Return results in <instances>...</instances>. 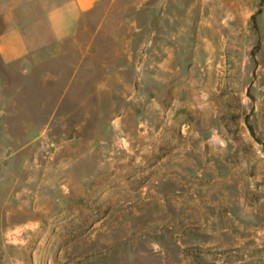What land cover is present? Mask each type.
Instances as JSON below:
<instances>
[{"label":"rangeland","instance_id":"obj_1","mask_svg":"<svg viewBox=\"0 0 264 264\" xmlns=\"http://www.w3.org/2000/svg\"><path fill=\"white\" fill-rule=\"evenodd\" d=\"M87 28L83 60L0 57V264H264V0Z\"/></svg>","mask_w":264,"mask_h":264},{"label":"crops","instance_id":"obj_2","mask_svg":"<svg viewBox=\"0 0 264 264\" xmlns=\"http://www.w3.org/2000/svg\"><path fill=\"white\" fill-rule=\"evenodd\" d=\"M100 0H6L1 10L7 28L0 33V57L7 64L22 63L27 71L32 59L76 55L85 58L94 42L88 34L89 18ZM93 24V23H92ZM77 74L79 65H69ZM50 73V71H49Z\"/></svg>","mask_w":264,"mask_h":264}]
</instances>
